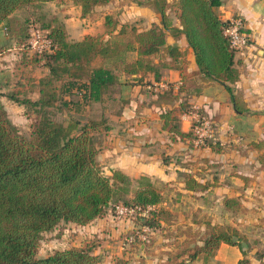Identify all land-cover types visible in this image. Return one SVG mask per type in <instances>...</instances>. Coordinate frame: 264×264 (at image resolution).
I'll return each mask as SVG.
<instances>
[{
    "label": "trees",
    "instance_id": "16d2710c",
    "mask_svg": "<svg viewBox=\"0 0 264 264\" xmlns=\"http://www.w3.org/2000/svg\"><path fill=\"white\" fill-rule=\"evenodd\" d=\"M42 1H55L61 6L69 0H0V25L6 22V32L15 38L8 47H19L27 53L31 21H37L46 30L53 44L51 50L36 53L20 64L43 62L48 68L38 81L40 97L23 98L19 90L10 95L19 103L38 108L29 135L21 132L10 119L0 97V264H101L98 255L88 245L39 255L41 239L45 231L54 229L61 221L87 224L120 202L149 209L147 213L137 215L134 219L136 225L125 235L130 244L139 247L145 243L146 251L151 252L154 233L167 230L169 225L162 222L170 223L174 216L163 204V192L147 175L132 179L121 169L108 174L98 161V152L103 145L102 134L112 127L108 117L97 119L92 115L79 114L71 109L72 99H67L64 94L75 93L79 96L78 101H100L109 111L119 112L121 77L140 74L138 78L143 80L147 77V83L152 82L148 78L151 73L160 78L162 67L173 66L184 56L178 45L168 43L167 35L184 34L195 53L198 72L205 78L224 83L240 111L242 108L231 85L241 73L235 58L237 50L225 33L227 20H222L216 11V7L225 0H147L145 2L161 14V24L139 30L124 23L114 33L118 21L113 15H108L109 37L86 34L79 40L69 39L64 23L55 14L48 19H30L22 25L13 23L11 14L16 9ZM73 1L86 16L97 5L112 0ZM168 9L175 11L181 26L169 20ZM3 50L4 46L0 44V54ZM133 50L138 55L129 60L128 53ZM165 52L171 60L162 59ZM157 56H160L158 61L155 59ZM164 92L166 97H177L172 88ZM54 106L66 110L62 119L54 116ZM174 110L167 108L162 111L163 128L172 132L173 139L177 136L195 139L193 129L184 131L179 127ZM249 144L264 149V140H252ZM203 145L221 148L220 142L213 139H207ZM260 160L264 166V151ZM236 174L248 178L241 173ZM185 180L188 189L206 186L190 172L185 174ZM240 202L236 196L225 198L228 208ZM145 224L152 230L148 232L147 239H141L139 234ZM183 231L175 235L183 234ZM235 232H238L236 227L225 228L209 220L206 231L198 239L190 233L184 239L177 237L170 249L162 250L161 255H166V258L158 264H191L203 255H214L223 241L243 247L241 240L233 238ZM249 250L243 248L239 264H254ZM256 254L261 259L264 247L258 248ZM257 264H264V261Z\"/></svg>",
    "mask_w": 264,
    "mask_h": 264
},
{
    "label": "crops",
    "instance_id": "0c3cea01",
    "mask_svg": "<svg viewBox=\"0 0 264 264\" xmlns=\"http://www.w3.org/2000/svg\"><path fill=\"white\" fill-rule=\"evenodd\" d=\"M145 1L112 0L97 5L86 16L82 15L81 7L73 0L61 6L55 1L37 3L41 8L43 5L51 8L45 10V13L57 15L64 23L69 39L79 40L86 34L109 37L106 25L108 15H113L118 21L114 33L124 23L134 25L139 30L161 24V14ZM20 9H16L11 17L17 15ZM216 11L222 20L242 15L249 34L248 45L236 52L235 58L241 73L239 79L231 84L242 108L240 111L235 107L236 102L224 83L205 78L203 73L198 72L195 53L186 36L169 33L168 43L178 45L184 51V56L175 65L162 67L160 78H155L153 73L148 77L151 83L165 82L167 86L152 90L149 88L150 83L146 82L147 77L142 80L138 78L140 74H124L120 84V110L105 112L112 127L105 133L103 145L98 152L99 163L110 170L108 174H112L114 169H121L132 179L141 175L149 176L163 192V204L174 213L172 222H162L169 225L170 229L156 231L154 245L151 252H147L145 243L139 247L132 245L125 235L136 225L135 220L129 216L116 215L109 208L106 214L87 224L61 221L54 229L47 230L50 234L63 230L64 238L59 242L62 246L57 249L88 245L98 255L101 264H158L166 258V255H161L162 250L170 249L177 237L184 239L190 233L198 239L206 231L213 208L208 203L215 197L216 189L217 193L225 197H238L246 207L264 216V166L260 160L264 149L249 144L252 140H264V0H225L216 7ZM167 13L174 25L181 26L174 10L168 9ZM5 23L0 25V44L3 46L13 43L15 39L6 32ZM21 54V49H5L4 46L0 54V69L12 67L9 70H16ZM137 55L136 50L130 51L128 59L133 60ZM161 56L166 61L171 60L167 52ZM155 59L158 61L160 56ZM20 64L21 61L18 66ZM6 70L0 75V92L11 86L9 74H6L9 72ZM181 84L182 88L179 89ZM17 85L20 89L24 87L23 82ZM169 88L174 90L177 97L163 95ZM74 94L68 93L65 97ZM27 96L38 99L40 91L35 90ZM167 108H175L173 115L184 131L192 129L198 114L210 117L221 148L198 145L195 139L190 138L177 136L173 139L172 132L163 128L161 113ZM173 154L181 155L182 161L170 156ZM184 157H189L192 162L183 163ZM212 166L219 170L216 172L219 179L208 172ZM187 172L206 186L188 189L185 180ZM224 172H227V177L223 175ZM179 231H183V234L176 236ZM261 246L264 247V238ZM243 248L246 247L223 241L214 255H203L191 264H239ZM258 248L255 246L252 253H256ZM252 253H249V257L254 264L264 261V256L259 259Z\"/></svg>",
    "mask_w": 264,
    "mask_h": 264
},
{
    "label": "rangeland",
    "instance_id": "374dc122",
    "mask_svg": "<svg viewBox=\"0 0 264 264\" xmlns=\"http://www.w3.org/2000/svg\"><path fill=\"white\" fill-rule=\"evenodd\" d=\"M44 10H43V9ZM41 8L39 3H27L21 6L18 14L13 16V23L16 25H22L29 21L30 19H39L44 17L48 19L51 15L45 13V10L51 9L47 5H43ZM9 44H4L5 47H8ZM36 53H42L37 51H32L30 48L26 52L22 51L21 58L18 59L16 63V70H9L10 68L0 69V75L2 72L6 70L9 73H6L8 79L10 80L11 86H7L4 88V92H1V99L4 102V105L8 111L10 119L18 125L21 132L29 135L32 121L35 115L38 113V108L35 105L18 103V101L10 98L13 91L21 90L20 97L25 98L24 96L32 95L33 91L38 90V81L39 78L47 71V67L40 63H27L23 65H19L18 63L23 59L28 60L29 57L31 59L32 55ZM129 55V53H128ZM22 63V62H21ZM1 77V76H0ZM4 81V80H3ZM23 82V89H20L17 84ZM2 81H0V84ZM2 88V87H0ZM7 95V96H6ZM65 95V94H64ZM67 95V94H66ZM19 97V98H20ZM67 99H72L71 109L77 110L79 114L82 115H92L97 119H101L105 116V112L109 111L107 106H104L103 103H95L94 101L85 102V100H79V96L77 94L67 96ZM106 104V103H105ZM121 104V102H120ZM52 112L55 114L56 118L62 119L66 115V110L62 107H52ZM106 117V116H105ZM108 117V116H107ZM109 119V118H108ZM103 126V125H102ZM215 128V125H214ZM104 132L102 134V140L104 141ZM217 140H218V135ZM200 145V144H198ZM203 146V145H202ZM205 146V145H204ZM174 159L178 161H182L181 155L173 154L170 155ZM192 162L189 157H184V162L186 164H190ZM106 172H110L109 169L104 168ZM208 172L212 174V177H218L216 172H219L217 168L212 166ZM224 176L227 177V172H224ZM222 177V176H220ZM225 180V178H224ZM217 181V180H216ZM219 189V187H218ZM217 190V189H216ZM215 190V197L210 199L209 205H211L212 212L210 213V221L218 226H223L228 228V226L236 227L238 232L233 234V238L236 241H240L246 249H250L248 252L252 253V250L255 251V246H259V249H262V241L264 238V216L261 214L255 213L252 209L246 207V204L240 202L239 205H234L232 208H228L225 204V196L222 193H217ZM225 197V198H223ZM204 201V200H203ZM199 203H203L201 200ZM114 211V209H113ZM63 230L57 231L54 234H50L49 231L44 232L41 245L39 250V255H45L53 252L57 249V247L62 246L59 242L63 240ZM253 254V253H252ZM253 255L258 256L256 253Z\"/></svg>",
    "mask_w": 264,
    "mask_h": 264
},
{
    "label": "built area",
    "instance_id": "2783aa9c",
    "mask_svg": "<svg viewBox=\"0 0 264 264\" xmlns=\"http://www.w3.org/2000/svg\"><path fill=\"white\" fill-rule=\"evenodd\" d=\"M225 33L230 39L232 47L237 51L250 42L249 34L246 29V22L242 15H234L227 20L225 25ZM52 39L47 35L45 29H43L37 21H31L30 23V37L29 48L32 51L43 52L52 49ZM21 49L19 47H14ZM167 86V83H150L149 88L152 90H159L160 87ZM196 138L197 144L203 145L207 139L217 140L216 131L214 128L213 120L204 114H198L197 120L193 123L192 127ZM150 208V207H149ZM149 209H142L141 207H134L125 203H118L114 208V213L119 216H129L135 219L137 215L147 213ZM142 232L139 234L141 239H147L148 232L152 230L149 225L142 226ZM129 240L132 237L128 238Z\"/></svg>",
    "mask_w": 264,
    "mask_h": 264
}]
</instances>
